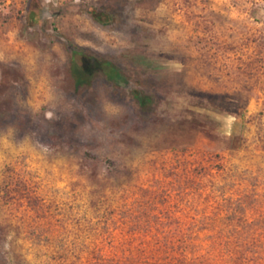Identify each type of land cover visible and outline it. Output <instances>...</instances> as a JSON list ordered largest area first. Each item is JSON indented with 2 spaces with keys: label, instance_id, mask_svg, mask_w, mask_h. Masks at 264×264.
<instances>
[{
  "label": "rangeland",
  "instance_id": "obj_1",
  "mask_svg": "<svg viewBox=\"0 0 264 264\" xmlns=\"http://www.w3.org/2000/svg\"><path fill=\"white\" fill-rule=\"evenodd\" d=\"M80 50L127 82L77 87ZM184 232L264 248V0H0V264L127 263Z\"/></svg>",
  "mask_w": 264,
  "mask_h": 264
},
{
  "label": "trees",
  "instance_id": "obj_2",
  "mask_svg": "<svg viewBox=\"0 0 264 264\" xmlns=\"http://www.w3.org/2000/svg\"><path fill=\"white\" fill-rule=\"evenodd\" d=\"M95 20L105 23L102 12L92 10ZM81 56V66L76 57ZM72 74L77 87L88 83L97 72H102L115 85L127 82L126 76L111 61L104 60L87 52L73 51ZM134 99L142 108L152 103V97L140 90L131 91ZM178 243L169 242L163 245L149 247L143 253L136 254L129 262L120 261L118 264H264V248H248L243 245L229 246L225 244H193L188 243L190 236L183 233ZM147 253V254H145Z\"/></svg>",
  "mask_w": 264,
  "mask_h": 264
}]
</instances>
